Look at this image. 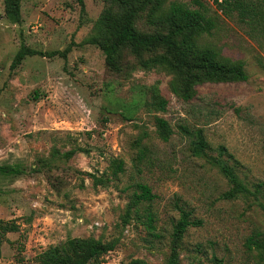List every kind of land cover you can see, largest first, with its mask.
<instances>
[{
	"label": "rangeland",
	"instance_id": "1",
	"mask_svg": "<svg viewBox=\"0 0 264 264\" xmlns=\"http://www.w3.org/2000/svg\"><path fill=\"white\" fill-rule=\"evenodd\" d=\"M157 1L22 0L12 22L0 0V166L24 173L0 176V264H40L43 251L69 237L116 241L103 264H168L181 208L202 224L185 234L180 264H264V249L253 245L264 242V37L225 15L226 0ZM172 4L215 21L198 45L243 63L247 81L190 84L184 74L145 68L162 48L125 47L118 70L108 66L103 48L129 11L140 34H165ZM22 49L30 55L13 68ZM159 119L173 130L168 141ZM181 125L203 129L211 156L224 147L253 194L223 199L231 186L192 155L194 138ZM139 183L157 196L140 207L154 213V232L145 217L123 224Z\"/></svg>",
	"mask_w": 264,
	"mask_h": 264
},
{
	"label": "trees",
	"instance_id": "2",
	"mask_svg": "<svg viewBox=\"0 0 264 264\" xmlns=\"http://www.w3.org/2000/svg\"><path fill=\"white\" fill-rule=\"evenodd\" d=\"M163 0H158L161 2ZM22 0H4L5 13L12 22H18L21 18ZM83 4L84 0H79ZM162 4L158 3L161 7ZM223 13L227 16L236 15L239 23L247 26L251 32L264 37V0H226L219 4ZM137 12L129 11L121 23L118 33L113 42L104 47L106 62L113 70H118L116 61L117 53L125 47L132 48L135 52L142 50L151 51L162 48L165 55L158 56L153 60L144 62V67L152 66L164 67L175 74H184L187 82L197 84L201 82H245L248 75L241 62L227 64L218 59V54L212 48H202L198 45V38L210 35L215 29V21L206 15L202 9L188 8L183 4H172L170 11L162 18V22L167 24L168 32L165 34H140L134 28V18ZM30 55L23 49L17 54L12 67L15 68L22 63L24 58ZM186 101L192 99L189 89L183 92ZM160 109L165 110L166 103L160 102ZM160 135L164 141H168L173 134L169 124L163 120H158ZM182 133L193 137L191 142L192 155L197 158L206 159L207 162L216 168L219 173L227 179L231 189L222 198L226 200H237L253 194L242 182L236 169L223 159L227 151L224 147L219 148L220 154L213 157L208 150L211 148L203 129L193 130L187 125L179 126ZM117 172H123V165L117 166ZM24 173L20 168L14 166H0V176H22ZM103 183L95 179V184ZM137 191L127 206L123 216V224L128 225L133 219L142 221L145 217V225L150 232H154L155 215L150 210L143 211L142 205L153 202L157 196L152 189L143 183L137 185ZM264 211V205L261 206ZM179 220L174 224L171 232V250L168 264H180V248L182 240L190 227L202 224L200 220H191V213L181 208ZM158 237L159 235H155ZM254 241V240H253ZM258 249H264V242L254 241ZM2 240L0 238V248ZM117 246L116 241L103 242L94 237L73 238L57 245H52L39 256L40 264H103L104 257L114 251ZM1 258V251H0ZM127 264H147L145 260L134 259Z\"/></svg>",
	"mask_w": 264,
	"mask_h": 264
}]
</instances>
